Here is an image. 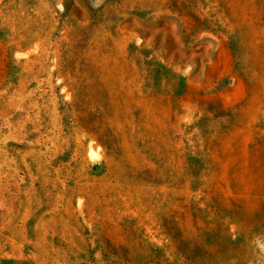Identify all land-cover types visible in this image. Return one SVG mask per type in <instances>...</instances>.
Instances as JSON below:
<instances>
[{"label": "rangeland", "instance_id": "374dc122", "mask_svg": "<svg viewBox=\"0 0 264 264\" xmlns=\"http://www.w3.org/2000/svg\"><path fill=\"white\" fill-rule=\"evenodd\" d=\"M0 264H264V0H0Z\"/></svg>", "mask_w": 264, "mask_h": 264}]
</instances>
